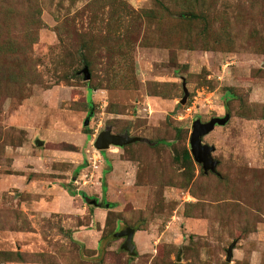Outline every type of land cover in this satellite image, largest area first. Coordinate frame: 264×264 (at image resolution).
I'll use <instances>...</instances> for the list:
<instances>
[{
    "label": "rangeland",
    "instance_id": "1",
    "mask_svg": "<svg viewBox=\"0 0 264 264\" xmlns=\"http://www.w3.org/2000/svg\"><path fill=\"white\" fill-rule=\"evenodd\" d=\"M0 264H264V0H0Z\"/></svg>",
    "mask_w": 264,
    "mask_h": 264
},
{
    "label": "water",
    "instance_id": "2",
    "mask_svg": "<svg viewBox=\"0 0 264 264\" xmlns=\"http://www.w3.org/2000/svg\"><path fill=\"white\" fill-rule=\"evenodd\" d=\"M85 78L88 79L89 75L86 71ZM186 94L181 99V103H184ZM91 113L89 112L88 116L83 122V125L86 126L89 121ZM229 120V114H224L223 117H213L209 121L202 123L199 119H195L192 123V130L189 136V149L192 159L199 165L203 173L208 171L214 172L217 165V161L211 157V152L214 150L213 146H209L202 141V137L208 134L215 126H223ZM140 138L129 137L127 135H116L110 132L109 129L101 131L94 141V147L98 151H103L107 149L110 145L122 147L124 145L139 141ZM38 144H41L38 142ZM84 201L90 205H96V200L84 197ZM134 235V230L132 228H124L118 232L114 233V237L118 239H123L120 248L128 253V255L133 256L135 254V246L132 242ZM234 243L230 244L226 252V261L228 262L231 258V250Z\"/></svg>",
    "mask_w": 264,
    "mask_h": 264
},
{
    "label": "trees",
    "instance_id": "3",
    "mask_svg": "<svg viewBox=\"0 0 264 264\" xmlns=\"http://www.w3.org/2000/svg\"><path fill=\"white\" fill-rule=\"evenodd\" d=\"M227 97H229V96H227ZM186 156L188 157V154H186ZM202 173H203V172H202ZM81 196H82V197H85L83 193H81Z\"/></svg>",
    "mask_w": 264,
    "mask_h": 264
}]
</instances>
